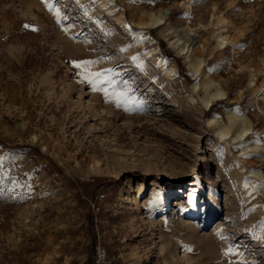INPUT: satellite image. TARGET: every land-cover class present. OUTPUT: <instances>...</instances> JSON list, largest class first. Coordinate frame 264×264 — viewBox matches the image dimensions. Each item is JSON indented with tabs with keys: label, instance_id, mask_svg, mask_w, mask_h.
Masks as SVG:
<instances>
[{
	"label": "rangeland",
	"instance_id": "374dc122",
	"mask_svg": "<svg viewBox=\"0 0 264 264\" xmlns=\"http://www.w3.org/2000/svg\"><path fill=\"white\" fill-rule=\"evenodd\" d=\"M116 1L0 0V264H93L96 245L113 264H264V181L246 169L264 173V149L242 159L216 132L235 107L264 142V0Z\"/></svg>",
	"mask_w": 264,
	"mask_h": 264
},
{
	"label": "bare ground",
	"instance_id": "6f19581e",
	"mask_svg": "<svg viewBox=\"0 0 264 264\" xmlns=\"http://www.w3.org/2000/svg\"><path fill=\"white\" fill-rule=\"evenodd\" d=\"M98 6L106 10V12L110 14H114L119 8L116 0H98ZM166 11H161L158 14L152 13L149 15V24L150 25H158L165 21L166 19ZM127 30H129L128 25L124 26ZM225 29V25L223 22H220L217 31L216 38L219 40L220 44H225L227 39L223 36V31ZM180 34V33H179ZM177 33V38L175 41H172V44L177 42V47L181 50V52L185 56L191 55L193 45H194V37L189 32H184L183 35H179ZM171 42V41H170ZM174 43V44H175ZM193 53V52H192ZM194 56V55H193ZM157 57V56H156ZM197 58V57H196ZM190 62V61H189ZM202 61L197 58L195 62H191L189 66V73L195 79L193 83V89L196 90L200 85V80L204 76V71L202 70V66H200ZM167 69H165V73L168 76L174 77L177 75L176 70L172 66L165 65ZM213 84V81L209 80L207 86ZM207 88V87H206ZM257 95H259L262 99H264V84L257 90ZM225 97V91L218 86L215 85V90L204 95L201 100L206 108H209L216 99H220ZM227 111V120L228 124L223 126L216 127V132L220 138L231 139L236 142L237 146L240 149V156L246 158L247 154L250 152H257L259 149H264V142H260L256 139V135L259 133L257 129L251 126L247 115L244 112H239L235 107H231L226 109ZM207 122L212 125H219L220 118L218 116H211L207 118ZM247 172L250 176L264 181V173L255 170L253 167L247 166ZM177 193L175 195H180L183 191L182 187L176 188ZM198 210L197 207L194 206L191 210L188 211V218H193L197 216Z\"/></svg>",
	"mask_w": 264,
	"mask_h": 264
},
{
	"label": "snow or ice",
	"instance_id": "6c2138e0",
	"mask_svg": "<svg viewBox=\"0 0 264 264\" xmlns=\"http://www.w3.org/2000/svg\"><path fill=\"white\" fill-rule=\"evenodd\" d=\"M44 2L46 3L49 11H52L54 6L52 4H49L48 0H44ZM55 16H56L57 21L59 22L61 20V15H60L59 9H56ZM64 19H67V18L65 17ZM74 63L76 64V67L79 68L81 64L89 65V64L95 63V61L84 60V61L74 62ZM82 75L84 76L85 80H87L89 83H93L94 84L95 80L93 78L94 77H100L102 75V73H100V72L82 73ZM102 90L104 91L106 96L110 94L107 89H102ZM117 104L118 105L120 104V100H117ZM228 251H231V250L229 249Z\"/></svg>",
	"mask_w": 264,
	"mask_h": 264
},
{
	"label": "built area",
	"instance_id": "2783aa9c",
	"mask_svg": "<svg viewBox=\"0 0 264 264\" xmlns=\"http://www.w3.org/2000/svg\"><path fill=\"white\" fill-rule=\"evenodd\" d=\"M249 106L252 108L251 103L247 105L248 108ZM103 196V193L99 194L98 199L101 200ZM93 264H113V257L108 254L105 247L96 245L93 255Z\"/></svg>",
	"mask_w": 264,
	"mask_h": 264
}]
</instances>
